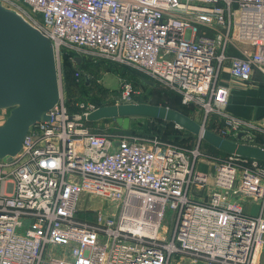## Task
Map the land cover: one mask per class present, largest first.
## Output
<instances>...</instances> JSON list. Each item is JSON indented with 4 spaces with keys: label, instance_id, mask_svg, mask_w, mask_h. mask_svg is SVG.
I'll list each match as a JSON object with an SVG mask.
<instances>
[{
    "label": "built area",
    "instance_id": "built-area-1",
    "mask_svg": "<svg viewBox=\"0 0 264 264\" xmlns=\"http://www.w3.org/2000/svg\"><path fill=\"white\" fill-rule=\"evenodd\" d=\"M0 4L50 38L61 88L49 119L30 126L20 152L0 157V264H261L255 256L264 250V183L247 167L259 160L228 153L210 175L198 168L208 156L199 145L187 151L120 129L102 132L83 116L111 103L77 102L71 111L62 63L72 52L129 66L197 103L206 119L222 118L210 130L249 142L252 129L264 131V115L228 110V78L264 76V0ZM123 85L113 103L137 94L132 83ZM230 191L251 197L258 212L235 208ZM86 194L106 206L82 216Z\"/></svg>",
    "mask_w": 264,
    "mask_h": 264
},
{
    "label": "water",
    "instance_id": "water-1",
    "mask_svg": "<svg viewBox=\"0 0 264 264\" xmlns=\"http://www.w3.org/2000/svg\"><path fill=\"white\" fill-rule=\"evenodd\" d=\"M77 63L81 56H75ZM144 84H154L141 76ZM61 93L52 41L15 11L0 4V109L9 114L0 124V157L11 160L20 152L30 126L49 119ZM133 116L174 122L229 154L264 160V146L226 138L195 118L171 107L136 102L99 106L83 116L88 121L113 118L128 130Z\"/></svg>",
    "mask_w": 264,
    "mask_h": 264
},
{
    "label": "rangeland",
    "instance_id": "rangeland-1",
    "mask_svg": "<svg viewBox=\"0 0 264 264\" xmlns=\"http://www.w3.org/2000/svg\"><path fill=\"white\" fill-rule=\"evenodd\" d=\"M241 47L248 48L250 50L255 49L252 44H242ZM89 59L94 60L92 58ZM122 68L127 70H121L126 71L125 74L115 73L109 70V68L103 65V63H94V65L91 67L93 71V79H90L92 81L91 87L82 89L81 85H79L81 79H75V87H73V89L71 90L70 98L72 105L75 106L77 102H87L89 101L91 96H96L97 98L102 99V102L105 103L116 102L117 100H120V95L124 86L123 84L125 82H130L133 84V86L136 87L138 91L137 94L133 97V100H135L136 102L167 106L178 109L180 111H184L186 114L188 113L189 116L199 121L203 126L212 130H214L213 128L218 129L221 126L220 122H222V118L218 117L216 114H213L208 116V118L206 119V114H204V111L197 103L193 101L184 102L183 95L178 93L177 91L167 86L165 87L164 85L154 87L155 89H152L145 85L143 86L141 85V83H137L134 81L136 74L134 71L125 68V66L123 65ZM256 82L261 83L262 81ZM65 99L67 101L66 96ZM8 114L9 110L0 111V124L4 121ZM215 119H218L220 121L219 125L213 122ZM257 119L259 118H255V120ZM93 124H95L93 126L105 133H111L120 128L117 122H115L113 119H102L99 121H95ZM175 126L177 127V125ZM129 130L130 133H133L138 137L160 142H169L174 146L185 149L187 151H189L190 149H194L197 145H199L202 151H204L208 156H205L198 160V168L205 170L210 175H212L215 171L217 159L227 156V154L222 155L216 153V151H213V149L211 150V148H209L205 143L202 142V138H200L198 135L197 137L191 139L183 133H179L176 128L169 123L151 120L147 122L142 116H133L131 118ZM251 131L252 132L250 133V135L252 139L249 140V143L264 146V131L260 130L259 128L252 129ZM239 138L242 141L241 134L239 135ZM235 162L239 164L242 161H239L237 159ZM247 167L250 172L257 173L261 178L262 183H264V160H259L257 164H248ZM200 192H203V189H200ZM229 197L230 199H232V201H238L239 203L245 205L250 203L251 201L249 197H246L242 194H234L231 191L229 193ZM106 204L107 202L105 199L100 198L99 196H94L92 194H86L80 202V211H82V216H93L96 210L101 209V207H105ZM254 211L255 210L253 209L252 212ZM166 214L167 216L165 217L164 221L169 223L173 215V210L168 208Z\"/></svg>",
    "mask_w": 264,
    "mask_h": 264
},
{
    "label": "trees",
    "instance_id": "trees-1",
    "mask_svg": "<svg viewBox=\"0 0 264 264\" xmlns=\"http://www.w3.org/2000/svg\"><path fill=\"white\" fill-rule=\"evenodd\" d=\"M94 63H99V64L103 63V65H105L107 68H109V70H111V71H113L115 73H118V74L119 73L125 74V72L127 71L126 69L122 68V64H118V63L111 62V61H105V60H91V59H89L87 57H84V56L82 57L81 62L77 63L76 60L74 59V54L72 52H66L65 55H64V58H63V63H62V65H63V91H64V95L67 98V103L70 106L71 111L74 110V106L72 105V103L70 101V98H71V90L73 89V87H75L74 86V84H75L74 81L76 79L75 72L77 70L82 71L81 72V78H80L81 82L79 84V85H81V88L82 89L83 88H89V87L92 86V81L90 79L86 78V74L91 75L92 79H93V71H92L91 67L94 65ZM123 66H125V68L130 69V70H132V71H134L136 73L135 74V80H134L135 82L141 83V85L148 86V87H150L152 89H155L154 87H158L159 85H161V84H158L156 82H154V84H144L141 81L142 73H140L139 71H137V70H135V69H133V68H131L129 66H126V65H123ZM122 69L126 70V71H121ZM89 101H94V102H97L99 104L105 103V102H102V99H99L96 96H91ZM182 112H184V111H182ZM142 117L147 122L151 120V121L169 123V124L173 125L179 133H183L184 135L188 136L191 139L197 137L196 134L190 132L189 130H187L185 128H181V127H178V126L176 127L175 126L176 124L174 122H172V121H168V120H164V119H160V118H152V117H144V116H142ZM106 119H110V118H106ZM120 130L124 131V132H130L129 129L128 130H124V129L121 128ZM201 140H202L203 143L206 144V146L211 148V150L213 149V151H216V153H219V154H222V155L228 154V153H226L224 151H221L218 148L210 145L205 140H203V139H201Z\"/></svg>",
    "mask_w": 264,
    "mask_h": 264
},
{
    "label": "crops",
    "instance_id": "crops-1",
    "mask_svg": "<svg viewBox=\"0 0 264 264\" xmlns=\"http://www.w3.org/2000/svg\"><path fill=\"white\" fill-rule=\"evenodd\" d=\"M230 52L234 53L235 51L231 48ZM224 76L227 77L229 75L227 72H224ZM254 78L255 82H241L228 78L231 94L227 108L233 114L250 119L261 118L264 115V76L259 71H256ZM256 81L262 82L259 83ZM113 120L116 122L115 119ZM241 205L243 209L250 214L257 213L259 209L258 203L252 199L250 203ZM253 209L255 210L254 212H252ZM255 257L259 263L264 264L263 249L258 247Z\"/></svg>",
    "mask_w": 264,
    "mask_h": 264
},
{
    "label": "bare ground",
    "instance_id": "bare-ground-1",
    "mask_svg": "<svg viewBox=\"0 0 264 264\" xmlns=\"http://www.w3.org/2000/svg\"><path fill=\"white\" fill-rule=\"evenodd\" d=\"M249 198H251V197H249ZM234 207L237 209H243L242 205L239 202L238 203L235 202Z\"/></svg>",
    "mask_w": 264,
    "mask_h": 264
}]
</instances>
